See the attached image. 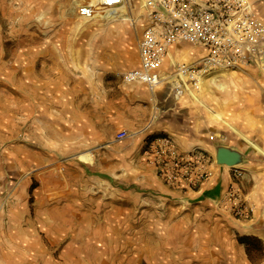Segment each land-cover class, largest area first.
<instances>
[{
	"label": "rangeland",
	"instance_id": "1",
	"mask_svg": "<svg viewBox=\"0 0 264 264\" xmlns=\"http://www.w3.org/2000/svg\"><path fill=\"white\" fill-rule=\"evenodd\" d=\"M81 1L0 0V264H187L189 260H192L191 264H201L198 261L210 260V249L221 247L228 253L219 252L216 264L239 260L242 252L251 260H262L264 237L254 233L263 225L261 219H256L257 206L249 202L243 186L238 188L242 196L239 203L224 198L217 205L208 206L207 211L214 213L212 219H197V214L192 213V218L184 222L189 231L179 238L182 239L179 243L175 236L151 234L150 227L154 224L150 223L149 216L156 210L150 204H134L132 195L127 203L121 204V219H93L89 215L94 206L92 203L74 204L82 213L72 220L62 211V217L57 218L60 210L55 208L70 204L62 202L59 205L56 201L62 200L71 188L77 189V179L78 191L84 194L81 195L83 200L87 199V174L92 175L86 168L85 157L88 156L83 154L82 159L50 156L43 161L47 165L44 168L37 162L39 155L22 154L25 143L37 142L32 133L38 128L37 116L31 114L30 123L22 120L23 84L37 86L52 81L49 78L53 79L59 54L69 52V44H58L61 41L58 39L85 36L87 31L93 42L89 49L92 63L101 68L109 58L105 51L111 52L107 44L108 23L131 21L144 31L149 20L146 0H127L124 7L116 9V15V10L109 9L93 17L78 12ZM112 11L113 15L107 14ZM191 47L194 46L185 45L184 51L174 60L167 58V69H171L172 61L177 65L192 63L193 54L199 52ZM132 56L135 58L130 53L127 59L134 60ZM180 74L167 77L160 85L167 86L175 103L184 102L189 108L205 112V117L212 123L222 119L229 121L235 104L246 100V91H254L264 105V65L236 71L213 69L198 81L186 77L189 86ZM37 95L38 92L30 95V101L35 105L39 102ZM216 113L221 114L220 119L215 117ZM210 134L216 136L214 140L222 139L217 145L235 149L227 136L213 132V129ZM244 159L242 154L241 163L227 166L241 169ZM75 160L83 164L82 169L71 173L67 165ZM53 163L58 169L50 172L49 165ZM71 177L76 181L70 182ZM157 225L161 229L163 224L158 221ZM163 238L174 240V246L170 247L186 250L150 251L151 247L155 248L150 242L160 243ZM220 255H223L221 259Z\"/></svg>",
	"mask_w": 264,
	"mask_h": 264
},
{
	"label": "crops",
	"instance_id": "2",
	"mask_svg": "<svg viewBox=\"0 0 264 264\" xmlns=\"http://www.w3.org/2000/svg\"><path fill=\"white\" fill-rule=\"evenodd\" d=\"M251 1L257 13L264 18V0ZM107 26L110 29L107 44L111 52L105 51L109 58L102 63L104 66L99 68L92 63L89 49L93 42L86 31L85 36L58 39L61 40L58 44H69V52L59 54L53 79L49 78L52 81L37 86L23 84L22 120L30 123L31 114L37 116L38 128L37 132L32 133L37 142L25 143L22 154L39 155L37 162L44 168L47 165L43 161L50 156L74 159L78 156L82 159L81 155L85 154L89 157L86 168L92 175L87 174V199L83 200L81 195L84 194L78 191V179L76 181L75 177H71L69 181H76L77 189L74 191L71 188L70 192H65L62 200H55L59 205L62 202L70 204L65 208H55L56 211L60 210L57 218H61L63 212L65 217L67 215L72 220L82 213L74 204L92 203L94 206L89 215L93 219H121V204L127 203L132 195L134 204H150L156 210L149 216L150 223L154 224L149 226L151 234L175 236L179 243L182 241L179 238L189 231L185 229L184 222L192 218V213L197 214V219H212L214 213L213 210L207 211L208 206L220 203L231 186L238 185L246 190L249 202L257 206L256 219H261L263 227L254 234L264 237V105L260 103L258 95H254V91H246V100L235 104L229 121L222 119L212 123L205 117V112L189 108L184 102L175 103L167 86L160 85L152 91L145 84L128 83L118 76L119 71L140 64L139 44L144 31L131 21H116ZM185 45L191 44L173 46L167 58H177ZM191 48L199 52L193 54V62L206 53L202 47ZM130 53L135 56L132 61L127 59ZM109 65L116 68H110ZM175 65L177 63L172 61V67L168 70L165 60L163 71L174 70ZM31 92H38L37 105L30 101ZM212 129L227 136L231 147L244 154L241 176H237L235 168L218 163L216 153L220 138L214 140L216 136L210 134ZM165 134L174 137L183 150L200 147L212 156L209 166L211 177L199 188L176 189L157 174L156 167L144 150L149 138ZM35 148L38 150H33ZM82 165L75 160L67 165L68 171L78 172ZM49 166L50 172L58 169L56 163ZM97 206L101 211L95 208ZM136 215L134 212V217ZM158 221L163 224L161 229L157 225ZM163 239L160 243L150 242V246L155 244V248L151 247L150 251L186 250L170 247L174 246V240ZM221 248L210 249V260L202 262L199 259L201 262L198 263L216 264L217 254L226 252L225 247ZM227 264H264V258L254 261L242 252L239 260Z\"/></svg>",
	"mask_w": 264,
	"mask_h": 264
},
{
	"label": "built area",
	"instance_id": "3",
	"mask_svg": "<svg viewBox=\"0 0 264 264\" xmlns=\"http://www.w3.org/2000/svg\"><path fill=\"white\" fill-rule=\"evenodd\" d=\"M126 1L82 0L77 9L93 17L105 10H120ZM146 6L149 20L139 44L140 64L117 73L125 82L142 83L154 91L177 73L198 81L213 69L264 65V18L251 0H146ZM184 43L204 48L205 55L164 72L171 48ZM144 152L159 177L176 189H197L211 177L212 156L200 147L181 149L171 135L149 138ZM235 170L237 176L242 175V169ZM238 188L231 186L225 199L239 203Z\"/></svg>",
	"mask_w": 264,
	"mask_h": 264
},
{
	"label": "water",
	"instance_id": "4",
	"mask_svg": "<svg viewBox=\"0 0 264 264\" xmlns=\"http://www.w3.org/2000/svg\"><path fill=\"white\" fill-rule=\"evenodd\" d=\"M216 158L218 163L234 166L242 162V153L236 149L227 148L225 146H218Z\"/></svg>",
	"mask_w": 264,
	"mask_h": 264
},
{
	"label": "bare ground",
	"instance_id": "5",
	"mask_svg": "<svg viewBox=\"0 0 264 264\" xmlns=\"http://www.w3.org/2000/svg\"><path fill=\"white\" fill-rule=\"evenodd\" d=\"M124 5H125V3H124ZM124 5H123V7H124ZM113 11H114V10H113ZM113 11H112V12H109V13H107V14H109V15L112 14V15H113V13L115 12V11H114V12H113ZM123 11H125V8H124ZM102 13H103V12H102ZM116 13H117V10H116V12H115L114 14L116 15ZM105 14H106V13H105ZM133 58H134V57L132 56V59H133ZM132 59H131V60H132ZM180 77H181V79L186 83V85L189 86V83L187 82L186 77H185L182 73L180 74ZM215 117H216L217 119H220V118H221V114H220V113H216V114H215ZM21 125H22V124H21ZM16 131H17V129H16ZM253 144H254V143H253ZM258 148H259V147H258ZM83 157H85V156H83ZM85 158H86V159H89L88 157H85ZM217 255H218V254H217ZM223 255H224V254H223ZM214 258H215V257H214ZM212 259H213V258H212ZM220 259H221V258H220ZM191 261H192V260H189L190 263H191Z\"/></svg>",
	"mask_w": 264,
	"mask_h": 264
}]
</instances>
